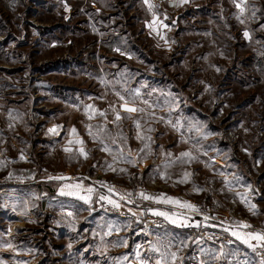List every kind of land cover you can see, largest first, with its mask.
<instances>
[{
    "label": "rangeland",
    "instance_id": "374dc122",
    "mask_svg": "<svg viewBox=\"0 0 264 264\" xmlns=\"http://www.w3.org/2000/svg\"><path fill=\"white\" fill-rule=\"evenodd\" d=\"M88 2L0 0V245L15 241L11 250L0 251V259L21 250L23 243L17 244L25 237L36 242L40 253H56L61 241L49 237L55 225L46 220L52 215L40 210L46 205L89 206L109 217L126 216L123 207L117 213L103 211L107 203L99 202L97 194L107 189L101 181L120 193L145 188L154 194H183L199 204L219 205L215 210L246 223L252 215L235 197L250 192L263 214L264 0H248L244 23L236 18L232 0L221 1L222 15L189 7L175 19L168 11L162 17L165 7L149 10L142 0L111 6L112 17L104 18ZM153 13L159 17L155 30L149 27ZM131 89H139L141 98L154 105L148 108L137 100L146 111L131 114L151 140L136 138L134 120L120 108L117 93L127 98ZM85 105L106 115L90 119ZM113 108L120 111V121ZM151 111L154 116L148 115ZM169 119L181 120L183 127L177 130L166 123ZM55 126H60L56 133L50 132ZM77 138L83 145L69 144ZM105 144L111 153L103 150ZM81 147L87 158L79 154ZM121 148L125 154L131 151L135 166L113 163ZM189 150L198 159L166 167ZM185 172L191 175L181 183ZM50 176L93 187L92 202L46 197L63 182ZM233 176L240 182L227 185L225 177ZM26 206L33 215L15 214ZM148 215L143 212L145 229H151L144 226Z\"/></svg>",
    "mask_w": 264,
    "mask_h": 264
},
{
    "label": "crops",
    "instance_id": "0c3cea01",
    "mask_svg": "<svg viewBox=\"0 0 264 264\" xmlns=\"http://www.w3.org/2000/svg\"><path fill=\"white\" fill-rule=\"evenodd\" d=\"M221 1L222 0H186V2L182 3L181 0H165V9L163 10L162 17L164 18L166 16L165 11H168L170 14L173 12L174 19L175 17H181L183 16V12L180 9L183 8L186 10L189 7H192L193 9H205L209 12V16L213 15L216 17L219 14L222 15V10L219 6ZM125 2L126 0H89L88 3L95 12L99 13L104 18H108L112 17L113 14L112 11L109 10L111 6H123L126 4ZM232 4H234L233 0ZM65 182L66 181L58 183L56 186V192H53V194L46 192V197H49L51 200L70 198L75 200L74 203L79 204L80 200L76 197L60 195V187ZM240 193L245 194L242 192ZM167 196L176 197L182 201H185L182 198H186L189 199V202L191 203L196 202L193 198L183 194H171ZM114 199H119V196L117 198L114 197ZM132 199L135 201L133 204H129L127 201H121L123 207L122 210L127 215L122 217L117 216L118 218L109 217L107 214H98L96 213V210L89 206H62L48 208L46 205V207L40 210L44 211V214L47 216L52 215V217H47L46 220L49 223L53 222L55 225V229L49 237L51 238L56 235L58 241H61L56 244V253H40L37 251L35 245L36 242L32 241L31 243L27 241V237H25L24 239L26 241L19 242V244L16 243L17 245L23 243V248L21 250H14L12 254L9 253L6 255V258L3 257L0 260L4 261L5 264H81V262H83V264H116V262L122 257L127 256V264H138V261L135 259L137 246H140L139 250L142 255L151 256L153 261L156 259V257L149 252L148 248L149 242L154 241L157 235L168 233L170 235H179L181 238H191L188 233V228H177L173 225L167 224V222L160 228L145 229L142 226V220L137 222L136 218L132 217L129 212V209H132V211L143 216V212L150 208L163 211L186 210H180L171 205L156 204L151 201L141 200L138 195H133ZM235 199L237 202L242 203L252 215L251 220L249 219L247 223L252 226L251 230H264V211L262 214L261 209L259 210L256 208L257 211L253 214V212L249 210V207L242 202L240 195H236ZM246 199L251 204L256 205L254 193L247 192ZM212 208L217 209L219 208V205L213 206ZM6 210L11 214V206ZM68 213H72V215L69 216ZM15 214L22 215L26 219L30 217L29 215H33L34 212L32 208L26 206L22 212H16ZM191 220L193 223L197 222V215H193ZM109 225H112L111 235H105V233L109 231ZM225 228L226 227L223 229ZM225 233L234 241L232 245L225 248L226 250L238 251L240 254L239 259L242 262L247 261L248 264H258L256 258L250 254V252L253 251L252 249L236 240L229 232L225 231ZM102 237L103 239H101ZM118 241H127V245L124 246L123 244H119V246H117ZM9 243L15 247V241L8 239L0 245V251L4 249L11 250V248L7 247V244ZM69 244L72 245L71 248L68 247ZM201 246L206 249L219 248L218 246L205 243L197 245L190 241L189 246L184 248L181 252V255L185 257L184 264H199L201 259L206 262L211 261L212 258L210 256L202 255L200 253L199 248ZM231 261L232 257H229L227 261L216 260L213 261L212 264H231Z\"/></svg>",
    "mask_w": 264,
    "mask_h": 264
},
{
    "label": "snow or ice",
    "instance_id": "6c2138e0",
    "mask_svg": "<svg viewBox=\"0 0 264 264\" xmlns=\"http://www.w3.org/2000/svg\"><path fill=\"white\" fill-rule=\"evenodd\" d=\"M181 2H186V0H181ZM144 3L148 5L149 10H152L155 5L151 3V0H144ZM233 3L235 7L237 8V14L236 18L239 20L240 23L245 22V16L248 11V0H233ZM253 17H255L256 12L253 11L251 13ZM158 20L153 13V22L149 25L150 28H153L155 30V25L157 24ZM160 24H163L162 21H159ZM163 27L167 28L168 25L163 24ZM244 36L246 38L251 39L250 33L248 31L244 32ZM116 51H120V49H116ZM119 96V100L122 102L120 104V108L123 110L124 113L128 114L129 119H133L137 131L136 138L138 140H151L150 136H144L141 134L139 129L141 128L140 121L138 119H135L131 114L133 113H145L146 109L145 107H140L136 104L137 100H140V102L147 106L148 108H153L154 105L150 102L149 99H142V93L139 89H131L128 91V96L126 98L125 95H120V93H117ZM171 95L170 93L168 94ZM149 96H151V93H149ZM175 98L173 97V100ZM167 102V101H166ZM158 106V105H157ZM85 112L89 115V118H92L93 114H100V115H106V113H99V110L95 109L94 105H85ZM113 112L115 114V120L120 121L122 119L120 111H117L115 108H113ZM169 114H171V109L169 110ZM148 115L154 116L155 112L151 111L148 112ZM161 119H163L161 117ZM166 123L171 124L174 128L177 130H180L183 127V124L181 120L177 119L176 121H172L169 119L166 121ZM60 126H55L52 129H49L50 132L56 133V128ZM89 128V135H93L91 131V125L88 126ZM148 131H152L151 128L148 129ZM73 136L77 135L76 129L72 128L70 130ZM94 138H97L94 136ZM103 143V141H101ZM77 143L83 145V140L77 138L74 141L70 140L69 144ZM145 148H149L148 144H145ZM104 151L111 153L112 149L108 145H104L103 148ZM66 152L72 151L71 148H65ZM141 152L144 151V149L140 150ZM79 154L87 158V152L83 147L79 149ZM25 157L21 155V159H24ZM194 159H198V157L194 156L192 151L189 150L187 152H183L180 154L179 157H177L174 161H168L166 164V167L173 164V163H189ZM117 162H124L127 164H131L135 166L137 164V159L133 158L131 151H129L127 154L123 151V149H119L117 155L113 156V163ZM0 166H3L2 162H0ZM108 169L115 172L117 169L113 167V164H108ZM121 172L127 171L124 168L119 169ZM11 175V174H10ZM166 175L165 174H162ZM191 174L185 172L184 178L180 181L181 183L187 182L189 176ZM50 180H57V181H68L69 178L64 176H55L49 177ZM240 178L233 176L232 179H228L225 177V183L227 185H231L234 183H239ZM101 184V187H104L107 189L106 194H97L98 195V201L99 202H106L108 205H111L113 209H120L122 207L121 201H127L129 204L135 203V201L132 199L133 195H138V197L141 200L145 201H151L156 204H163V205H171L174 208L180 209V210H186V211H163L159 209H147V211H150L152 215L156 217H162L167 224L173 225L177 228H199L200 223L199 221L193 223L191 220V217L197 213L200 212V209L197 205L192 204L189 201H182L179 198L167 196L166 194H150L145 191H140L137 194L133 193H120L118 189L115 188L113 185H107L104 182H99ZM195 191H200L199 188L194 187ZM249 190H251V186L249 185ZM60 195L62 196H70V197H76L79 200L84 201L86 204L91 203L93 200L94 195V189L91 186L85 187L82 182H75V183H69L65 182L60 187ZM116 193L119 196V199H114L112 194ZM237 195L241 196L242 202H244L248 207L249 210L255 214L257 211L256 205L251 204L246 199V194L237 193ZM129 212L132 217L136 218V221L139 222L142 220V216L132 211V209H129ZM69 216L72 215V213H68ZM210 219L208 216L204 217V220L207 221ZM109 231L105 233V235H111L112 231V225H109ZM252 226L247 224L244 221H233L230 223L228 227H226L224 230L226 232H229L232 237H235L236 240L240 241L242 244L247 245L248 248L252 249L254 252L258 249H264V230L261 231H254L251 230ZM103 239V237L101 238ZM209 240L213 239V237L209 236ZM195 243L197 245L202 244V239L199 240H192L189 238H181L179 235H170L168 233H164L163 235H157L156 239L154 241L149 242V252L152 253L156 259L153 261L151 256H144L140 252V246H137V250L135 251V259L138 261V264H184L185 257L181 255V252L184 248L189 246V242ZM232 241H228V243H231ZM119 244H123L124 246L127 245V241H118L117 246ZM8 248H12L13 246L9 243L7 244ZM69 248L72 247L71 244L68 245ZM106 250V249H105ZM199 251L202 255H208L212 259L211 261L206 262L205 260L201 259L199 261V264H212L213 261L220 260V261H227L229 257H232L231 264H248L247 261L242 262L239 259V252L234 250H226L224 245H220L218 249H212V248H204L200 247ZM128 257L124 256L119 261L116 262V264H127ZM0 264H5L4 261L0 260ZM83 264V262H81ZM260 264H264V258L260 260Z\"/></svg>",
    "mask_w": 264,
    "mask_h": 264
},
{
    "label": "built area",
    "instance_id": "2783aa9c",
    "mask_svg": "<svg viewBox=\"0 0 264 264\" xmlns=\"http://www.w3.org/2000/svg\"><path fill=\"white\" fill-rule=\"evenodd\" d=\"M144 2V0H142ZM151 3L155 5V8L157 9H163L164 6V0H151ZM141 190L154 194L155 192L150 189L142 188ZM185 201H189V199L182 198ZM192 204H195L200 209V212L197 213L198 221L200 223L199 228H188V233L191 236L193 240H199L202 239V243L214 245V246H220L224 245L225 247L232 245L233 240L225 233L224 227H228L232 221L231 214L227 212H221L218 210L213 209L209 205L205 204H199L197 202H192ZM103 211L110 214V213H117L115 209H113L109 205L103 206ZM208 216L210 219L207 221L204 220V217ZM166 222L159 217H156L154 215H148L144 220V226L146 228H160L164 226ZM220 226V227H218ZM211 236L213 239L209 240L208 237ZM228 241H232L231 243H228ZM253 257L256 258L258 261V264H260V260L264 258V250L258 249L257 251H251L250 252Z\"/></svg>",
    "mask_w": 264,
    "mask_h": 264
}]
</instances>
